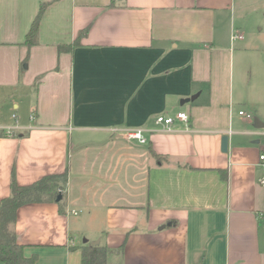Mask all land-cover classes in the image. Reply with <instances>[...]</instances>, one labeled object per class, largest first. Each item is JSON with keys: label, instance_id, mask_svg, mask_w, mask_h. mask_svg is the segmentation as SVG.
<instances>
[{"label": "crops", "instance_id": "0c3cea01", "mask_svg": "<svg viewBox=\"0 0 264 264\" xmlns=\"http://www.w3.org/2000/svg\"><path fill=\"white\" fill-rule=\"evenodd\" d=\"M260 101L264 0H0V202L13 172L26 186L69 169L65 214L18 211L26 256L81 264L101 239L107 264H264Z\"/></svg>", "mask_w": 264, "mask_h": 264}, {"label": "trees", "instance_id": "16d2710c", "mask_svg": "<svg viewBox=\"0 0 264 264\" xmlns=\"http://www.w3.org/2000/svg\"><path fill=\"white\" fill-rule=\"evenodd\" d=\"M56 1V0H54ZM50 3H43L36 15L32 26L27 34L25 44L29 48L35 46L38 42L39 29L42 16ZM89 29L82 30L71 45L59 47V51L73 50L81 45V41L87 37ZM5 131L0 130V138L7 137ZM149 152L153 158L162 163L165 158L158 155L149 144ZM226 177V175H223ZM69 182V169L62 174H53L43 177L41 180L26 186L18 184L15 172L12 174L10 190L8 197L0 202V264H36L38 256L27 257L25 246L17 240L16 223L18 211L27 204L57 203L59 212H66V197ZM62 195V200L57 198ZM124 246L117 251L123 253ZM113 251L105 244L94 246L89 241L81 247V264H107L108 257Z\"/></svg>", "mask_w": 264, "mask_h": 264}, {"label": "built area", "instance_id": "2783aa9c", "mask_svg": "<svg viewBox=\"0 0 264 264\" xmlns=\"http://www.w3.org/2000/svg\"><path fill=\"white\" fill-rule=\"evenodd\" d=\"M231 39H232L233 42H235L237 40H243L244 39V35L240 34V33H237V32H233ZM240 115L241 116H246L248 119H251L253 117L251 114L246 113L244 111H241ZM35 117H36L35 113H32L31 117H30L31 121L34 120ZM177 117H178V119H180L182 121L189 122V116L186 113H179L177 115ZM156 122L159 125H164L166 127V129H167V127H169L170 125L173 124L174 119L173 118H167V117H164V116H159L157 118ZM6 133L7 134H11V131L8 130ZM127 137L129 139H136V140L140 141V143H142V144L147 143V140L143 136V131L140 130V129L128 131L127 132ZM261 160L264 161V155L261 156ZM263 184H264V182H263ZM73 214L77 215V211H74Z\"/></svg>", "mask_w": 264, "mask_h": 264}, {"label": "water", "instance_id": "95a60500", "mask_svg": "<svg viewBox=\"0 0 264 264\" xmlns=\"http://www.w3.org/2000/svg\"><path fill=\"white\" fill-rule=\"evenodd\" d=\"M184 102H182L183 104ZM261 126H256V128H260ZM264 127V126H262ZM221 150L223 153H227L228 150H229V137L228 136H224L222 138V145H221ZM62 200V195H60L58 198H57V201H61ZM84 244L88 243L89 240L87 239H84ZM91 244L94 245V246H97V245H100L101 244V239H98V240H95V241H91Z\"/></svg>", "mask_w": 264, "mask_h": 264}, {"label": "rangeland", "instance_id": "374dc122", "mask_svg": "<svg viewBox=\"0 0 264 264\" xmlns=\"http://www.w3.org/2000/svg\"><path fill=\"white\" fill-rule=\"evenodd\" d=\"M259 116V117H263L264 116V101H260L259 105H258V112L254 115ZM252 126H253V122H252ZM254 128V127H253ZM264 130V129H263ZM264 140V138L262 139ZM80 239V238H79ZM83 239V238H82Z\"/></svg>", "mask_w": 264, "mask_h": 264}]
</instances>
